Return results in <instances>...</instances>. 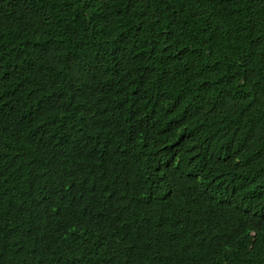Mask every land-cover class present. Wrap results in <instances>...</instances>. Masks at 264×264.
Returning <instances> with one entry per match:
<instances>
[{
  "label": "trees",
  "instance_id": "16d2710c",
  "mask_svg": "<svg viewBox=\"0 0 264 264\" xmlns=\"http://www.w3.org/2000/svg\"><path fill=\"white\" fill-rule=\"evenodd\" d=\"M0 264H264V0H0Z\"/></svg>",
  "mask_w": 264,
  "mask_h": 264
},
{
  "label": "clouds",
  "instance_id": "9594fccd",
  "mask_svg": "<svg viewBox=\"0 0 264 264\" xmlns=\"http://www.w3.org/2000/svg\"><path fill=\"white\" fill-rule=\"evenodd\" d=\"M89 213L88 215H90ZM194 219L197 221L199 224L203 225L205 217H206V205L204 202L203 197L200 196V200H196V207L193 212ZM96 231L95 227H90L86 230L85 234H93Z\"/></svg>",
  "mask_w": 264,
  "mask_h": 264
}]
</instances>
